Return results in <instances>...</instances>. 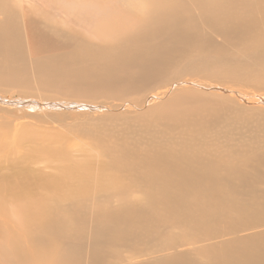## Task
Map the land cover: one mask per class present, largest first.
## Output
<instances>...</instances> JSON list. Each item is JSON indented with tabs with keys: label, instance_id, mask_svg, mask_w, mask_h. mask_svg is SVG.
Instances as JSON below:
<instances>
[{
	"label": "bare ground",
	"instance_id": "bare-ground-1",
	"mask_svg": "<svg viewBox=\"0 0 264 264\" xmlns=\"http://www.w3.org/2000/svg\"><path fill=\"white\" fill-rule=\"evenodd\" d=\"M84 1L0 0V88L26 90L30 77L36 90L79 86L86 97L125 99L118 111L159 107L167 112L166 128L142 150L114 147L106 162L87 157L72 167L61 166L62 145H37L27 132L7 139L14 146L31 141L25 156L43 155L60 167L57 176L37 181L47 195L20 206L23 211L11 220L15 225L0 229V264H76L85 247L78 225L90 217L95 229L86 248L90 264H130L142 256L146 260L137 264H264L263 143L246 140L241 126L220 125L229 121L225 113H206L201 94L184 88L191 84L237 96L243 104H262L253 114L264 132V0ZM35 14L48 21L35 22ZM208 78L243 82V97ZM19 97L24 96H0V108L40 104ZM3 131L4 140L8 131ZM168 131H179L181 138L171 139ZM9 148L0 144L1 152ZM17 164L0 175V214L6 192L12 200L28 192L32 173ZM119 174L139 176L143 198L94 211L111 193L126 190ZM54 213L62 218L54 221ZM252 229L260 231L237 238ZM8 232L10 246L3 245L2 233ZM62 238L64 253L56 242ZM185 247L188 251H177ZM199 254L206 255L204 261L195 258Z\"/></svg>",
	"mask_w": 264,
	"mask_h": 264
},
{
	"label": "rangeland",
	"instance_id": "rangeland-1",
	"mask_svg": "<svg viewBox=\"0 0 264 264\" xmlns=\"http://www.w3.org/2000/svg\"><path fill=\"white\" fill-rule=\"evenodd\" d=\"M24 1L37 2L38 0H24ZM69 1L85 2L84 0H69ZM37 6L39 5L36 4V7ZM35 16L37 15L35 14L34 17ZM35 18H36L35 22L38 23L48 21L47 18L41 19L40 16H37ZM60 21H61L60 19H52V22L55 23H58ZM21 25L26 26L28 28V32L30 31L28 27V22L26 20H23V18L21 19ZM88 29L85 30L86 33L90 31ZM28 46H30V44H28ZM191 76H197V75L194 74ZM30 78L31 79L29 82L30 85L29 88H27L26 90L20 89L23 93L17 89L2 87L0 88V90H2L0 91V96L7 97V94L8 95L16 94V95L24 96V97H19L21 98V100H19L20 102L23 100L25 101L31 100V101H38L40 102V104L35 105L34 107L32 105H28L27 103L23 104V106H21L22 103H19L18 106H14V104L11 103L10 108L9 107L0 108V117H1L0 124L4 125L1 127L2 129L1 128L0 129L2 131V134L5 132L3 131V129L4 130L6 129V131H8L6 132L8 138L5 135L4 140L5 139L12 140L15 135H19L21 133L27 132L29 133L30 136H32V140L34 141L33 143L37 145L46 144L52 147L62 145L61 147L64 150V155H63L64 160L61 163V166L64 165H67V167L77 166L78 165L77 162H80L82 160H88L86 159L87 157H92L96 162H101V160L102 162H106L107 160H110V150L114 147L115 150L117 151L123 149H132L134 151L142 150L149 143L157 142L158 136L166 128L165 119L167 118V112L157 111L159 107L146 109V110L139 108L135 112L118 111V105L121 103V101H126L125 99L120 101L114 97H113L114 99L111 98L110 96L108 97L107 94H106L107 98L105 97V95L102 97L101 96L98 97L97 94H95L94 97L91 96L86 97L84 96V94L80 92V90L82 89L81 87L79 86L69 87V85L67 84L55 85L56 88L52 87L56 92L51 88H49V90L47 88L45 90H36L34 88L36 87L35 84L36 81L34 77H30ZM206 81L224 86L225 88L228 89L227 91L239 90L242 93V97H243V82H234L226 78H218V79L208 78ZM58 87L62 88V91L58 90L57 89ZM184 88L193 89L201 94L200 107L204 109L206 113H210L214 111H221L225 113V115L229 118V121H224L220 125L241 126L242 127L241 132L243 133V136L245 137L246 140L260 139L264 147V139H263L264 132L260 131L258 126L257 116L253 114V111L263 107L262 104L259 105L243 104V101H241L237 96L227 93H222L220 91H215L212 89H199L191 84L185 85ZM169 97L170 94L162 98L161 100L155 102L161 103L167 100ZM250 98L252 99L249 98L246 99L250 101H255L253 99H256L255 97H250ZM144 99L145 98H141L138 104L142 105ZM65 102L81 104L83 106L81 109H79L78 106L76 105H74L72 108H68L65 107L66 106ZM109 106H115V109L106 110L105 108ZM94 109L97 110L94 111ZM5 123L7 124L5 125ZM82 130L88 134L94 135L95 138H93V136L87 135ZM168 133L173 134L170 137L171 139L177 140L181 138L180 136L181 134L179 131L176 132L168 131ZM2 134L0 135L2 136ZM4 140L2 139V137H0V144L2 143V145L9 146L10 148H9V153L0 151V159H1L0 175H2L3 177L6 176V174L12 173L15 169L14 168L15 163L17 166H19L17 164V162H19L20 164L22 163L21 165L32 173V177L29 181H27V186H26L28 190L27 194L21 195L15 198L14 200L11 199L10 195L7 192L4 194L6 199L5 204H7V206L4 212H1L0 214L1 231L3 227L10 230L11 226H13V224L15 225V223L12 222L11 220L15 219L16 217L15 213L20 214L23 211V209H18L20 206L25 207L24 204L34 202L37 200V198L47 195V191L40 188L38 186L39 184L37 183V181L41 180L43 182H47L48 178L57 176L58 172L56 170L58 167H60V161H50L49 159L45 158L43 155L37 157V160H33L35 158L32 159L30 157L25 156V154L31 149V146L33 147V143L31 141L27 140L24 141L25 143H23L21 146H14L10 144L11 140L10 142H8V140L7 141ZM220 140L223 141V139ZM6 153H7V157H5L4 159V154ZM67 157L69 158V160L67 159ZM118 177L121 179V182L125 186L126 190L122 193H111V195H109L110 198L108 199L107 202L101 204L96 203L93 206L94 211H96V209L98 208L103 209L105 211H107V209L114 210L117 209L122 204H131L132 202H138L143 198L144 194L143 191L141 190L143 181H141L139 176L129 175V174H122V175L119 174ZM90 195L91 194L89 193V196ZM53 197L63 199V196H60L59 194H56ZM53 216H54V221H58L62 218L61 213H59L58 216L55 215L54 213ZM90 219L92 218L90 217L85 221L79 222V224L85 223V224H81L83 227L81 225H78V227L83 231V238H85L83 239V243L85 246L84 247L85 253L83 249V252L80 254V258L76 262V264H90V257L86 253L87 250L86 248L87 247L91 248L92 240H93L92 234L94 235L95 233L94 226L92 225L93 221ZM50 220L53 221V219ZM90 225H92V227ZM87 230L88 233L90 232L89 233L90 235L87 233ZM258 231L260 230L252 229V230L243 231V233L239 234L237 238L241 237L243 239H247L250 238V236H254L255 232ZM2 235L5 238L3 245L7 246L9 244L8 242H10L11 234L10 232H8V233H2ZM15 235H18V233L15 232ZM229 238L230 236L228 237V239ZM89 239L91 241H89ZM225 239H227V237ZM66 240L67 239L62 238L59 241H56L58 245V249H61L63 253L66 250ZM221 240L224 239H220L218 241ZM107 249L113 251L115 248L109 246ZM177 251L186 252L188 251V249L187 247H185L183 249H178ZM120 254L124 255L123 260L125 259L128 260L129 254H127L125 250H123ZM205 257L206 255H200V254L198 256L197 255L195 256V258L202 261L205 260ZM146 258H147L146 256H142L138 258L135 257L133 259H130L129 263L137 264L139 262L146 260ZM124 264L127 263L125 262Z\"/></svg>",
	"mask_w": 264,
	"mask_h": 264
}]
</instances>
